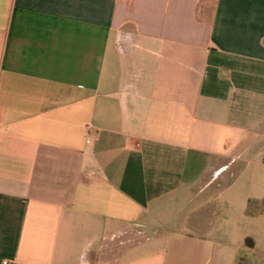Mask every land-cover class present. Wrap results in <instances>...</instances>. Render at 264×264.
Here are the masks:
<instances>
[{"label": "crops", "instance_id": "obj_1", "mask_svg": "<svg viewBox=\"0 0 264 264\" xmlns=\"http://www.w3.org/2000/svg\"><path fill=\"white\" fill-rule=\"evenodd\" d=\"M248 239L264 257V0H0V264Z\"/></svg>", "mask_w": 264, "mask_h": 264}, {"label": "rangeland", "instance_id": "obj_2", "mask_svg": "<svg viewBox=\"0 0 264 264\" xmlns=\"http://www.w3.org/2000/svg\"><path fill=\"white\" fill-rule=\"evenodd\" d=\"M252 242L255 243L254 241ZM255 249V246H250L247 241L244 249L233 248L234 253L231 264H264V257L260 253H256ZM211 262L209 263L207 260H201L199 264H211ZM195 264L198 263L195 262Z\"/></svg>", "mask_w": 264, "mask_h": 264}, {"label": "trees", "instance_id": "obj_3", "mask_svg": "<svg viewBox=\"0 0 264 264\" xmlns=\"http://www.w3.org/2000/svg\"><path fill=\"white\" fill-rule=\"evenodd\" d=\"M247 242L250 243V245L252 244V246H253V242L251 239H248Z\"/></svg>", "mask_w": 264, "mask_h": 264}, {"label": "built area", "instance_id": "obj_4", "mask_svg": "<svg viewBox=\"0 0 264 264\" xmlns=\"http://www.w3.org/2000/svg\"><path fill=\"white\" fill-rule=\"evenodd\" d=\"M3 264H11L10 262H8V261H5V262H3Z\"/></svg>", "mask_w": 264, "mask_h": 264}]
</instances>
